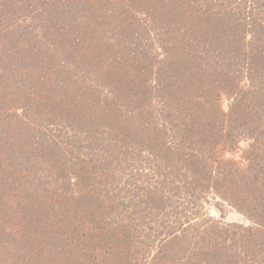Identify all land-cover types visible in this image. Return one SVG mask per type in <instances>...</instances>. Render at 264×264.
Returning <instances> with one entry per match:
<instances>
[{
  "label": "trees",
  "instance_id": "trees-1",
  "mask_svg": "<svg viewBox=\"0 0 264 264\" xmlns=\"http://www.w3.org/2000/svg\"><path fill=\"white\" fill-rule=\"evenodd\" d=\"M96 1L21 0L25 4L20 20L28 30L22 33L26 36L19 45H14L13 51L18 58L29 59L27 55L36 50L37 38L54 37V33L61 32L59 35L64 40L53 47V57L46 56L50 62L41 57L40 68L44 70L49 64L56 71L64 72L66 77L61 78L60 83L69 89L75 86L72 89L75 99L82 97L78 87L82 73L79 62L87 61L90 66L98 63L100 68L104 61L114 64L115 60H121L117 70L129 65L138 73L155 72L151 87H142L140 76V87L132 85L131 78L125 81L143 93L155 89L160 100L158 106L154 105V112H149L150 107L139 121L144 125L143 138L147 136L141 167L149 169V178L131 186L129 169L125 166L128 158H125L121 165L111 168L120 170V175L113 180L123 181L131 189L116 193L111 187L114 183L110 182L102 193L93 186L84 189L83 183L91 174L113 175L107 168L94 165L90 176L85 166L72 172L67 164L56 165L61 160L50 158V150L45 146L39 155L49 169L44 178L42 173L38 176L33 173V165L19 167L11 156L10 161L14 160L15 165L11 162L10 165L28 174L26 192L36 180L37 186L44 181V191L52 193L53 204H50L51 211L43 216L45 227L41 228L43 224L36 213H31L34 210L30 206L31 199L12 208L0 196V208L13 218L12 228H0V264H113L97 258L78 233L80 227L88 226L85 220L88 216L83 214L85 204L90 206L89 213L94 211L100 223L106 226V242L111 247H125L128 252L125 259L129 262L141 257L144 264H231L229 256L235 255L233 250L249 247L251 239L257 241L256 247L264 248V0H111V3L106 0L101 5ZM101 8L103 13H100ZM13 24L7 26L0 21V26H7L8 31ZM53 25H58L55 32L46 33ZM2 29L0 27V32ZM28 34L32 36L27 38ZM145 37L149 40L144 42ZM3 49L10 58V63H6L13 64L15 73L25 69L19 66V61L14 63L15 52ZM1 71L7 68L1 66ZM139 93L133 91V98ZM146 98L150 99V95L146 94L145 101ZM71 105L75 111L86 108L85 102L74 100ZM262 105L260 110L258 106ZM255 108L258 110L250 113ZM158 113L161 118H157ZM247 113L245 119L243 116ZM100 118L107 122L105 116ZM238 127L246 131L248 139L254 140L250 145L252 151L246 154L250 164L245 168L248 172L244 177L241 171L225 174L230 165L222 169L226 163L222 157L214 151L208 153L210 150L205 147L204 151L202 149L203 144L212 141L226 149V144L235 140L232 134L239 132ZM42 130L45 129L37 127V131ZM109 140L115 144L120 160L123 142ZM86 147L89 148L88 145L78 147L79 155ZM60 158L68 159L62 155ZM98 160L95 158L93 163ZM223 173L226 178L223 177L222 182L212 183V178L218 179ZM204 177L209 181L207 185H204ZM211 190L222 200L245 210L242 212L252 220L254 227L229 225L232 230L221 239L224 244L219 245L218 237H210L206 249L204 234L198 233L194 235L195 244L186 247L189 252L183 250L177 255L176 250L173 253L174 240L189 234L193 207L194 217L201 219L198 230L204 229V193L207 195ZM3 193L1 190L0 194ZM87 195L91 200L88 201ZM176 200L181 205L188 200L191 215L184 221H176L168 232L160 233L159 228L171 224V219H159L160 214L177 220L186 215L176 211ZM187 222L188 227L182 228ZM163 234L165 238L159 240ZM144 245L149 248H143ZM153 249L155 256L149 259L146 254ZM82 256H85L83 261ZM240 263L264 264V253H254Z\"/></svg>",
  "mask_w": 264,
  "mask_h": 264
},
{
  "label": "rangeland",
  "instance_id": "rangeland-1",
  "mask_svg": "<svg viewBox=\"0 0 264 264\" xmlns=\"http://www.w3.org/2000/svg\"><path fill=\"white\" fill-rule=\"evenodd\" d=\"M20 1L21 0H0L1 23L5 22L7 26L14 23L13 27L9 26L12 28L11 31L6 30L7 26H0L3 28L0 32V159H2L0 163V191L2 190L5 192L2 195L0 194V196H3V201L7 203V206L9 205L12 208H15L19 204L23 205V203L31 199L33 203L31 202L30 206L34 207L31 213H36L39 218L38 221L43 224L41 228H43L45 227L43 216L51 211L50 204H53L51 200L53 196L50 197L52 193L50 194L44 191V181L37 186V180L30 186L29 191L26 192L28 174L19 172V170L13 167L15 165L14 160L19 167H30V165H33L31 167L33 173L37 176L42 173V176L45 178L49 171L48 165L40 160L39 155L42 153L41 151L44 147L47 146L46 149L50 150L52 156L49 157L52 159L55 157L61 160L60 162L55 161L56 165L67 164L72 169V172H75L74 170H77L79 166H85L88 171V176H90L94 165L107 168L109 172H113L111 176H105V174H103L101 177L99 174H91L85 183H83L84 189L88 190L89 186H93V188L96 187L103 193L104 190L110 186L108 184L112 182L114 184L111 187L115 188L113 191H116V193H124L131 189V187L128 189L123 181L115 182L113 179L120 175V170L111 168L115 167L117 164L121 165L122 161L128 158L126 161L127 165L125 166H128L129 169L127 174L131 179V186L139 184V182H142L145 178H149L147 175L149 169L144 170L141 167L145 159L143 150L145 148L144 145L146 144L147 136L143 138L142 133L144 132V125L140 124L139 121L150 107L151 110H149V112H154V105L160 100L153 88L144 90L143 93L141 89L131 88L125 83V81L131 78L134 83L132 85L140 87V79L138 78L140 76L142 87H145V85L151 87L155 80V72L142 70L141 73H138V71H132L133 69H130L129 65L126 68L117 70L116 68L119 66L118 62H122L121 60H115L114 64L111 61H104L103 66L100 68L97 66L98 63L94 65L91 64L90 66L87 61L79 62L78 65L81 67L82 73L81 77L79 76L81 82L78 83V87L80 88V92H82V97L75 99V91L72 90L75 86L69 89L66 88L63 83H60L61 78L66 77L64 76V72L56 71L54 69L55 67L49 64L45 66L47 62H50L46 56L50 55L53 57V47L58 46L64 40L59 35L61 32L54 33L58 25H53L51 29L47 28L45 31L46 33H54L56 36L47 35L46 37L40 36L37 38L38 45L34 44L36 50L33 51L35 54L32 53L27 55L29 59H20L16 52L13 51L16 49L14 45H19V41L23 40L26 36L22 33L26 34V30H28L23 20H20V16L23 13L21 8L25 4ZM108 1L110 3L112 2L111 0ZM96 2L97 5H101L106 2V0H98ZM15 12H17L16 15ZM100 13H103V8L100 9ZM12 15L15 17L13 18ZM17 21L19 22L17 23ZM31 36V34H28L27 38ZM55 38L58 39L59 42L54 41ZM148 40L149 38L145 37L142 41L145 42ZM3 48L15 52L17 58L14 63L19 61V66L25 69L15 73L13 69L14 66H12L13 64L6 63H10V58L6 56L8 54H5ZM153 52L156 53V51ZM10 54L12 55L13 53ZM41 57L47 61L44 63V70L40 68ZM95 61L98 62L97 60ZM148 61H151V59H148ZM1 66L6 67L8 72L1 71ZM134 75L135 78H132ZM133 91L140 92L139 95L134 96V98H139L138 101L133 98ZM146 94L150 95V99L146 98L145 101L144 97ZM68 95L70 96L69 98L67 97ZM74 100L76 103L85 102V111H79L76 108V111L72 110L71 104H74ZM135 103L140 106L137 107ZM258 107H260L261 110L263 105ZM257 110L258 109L255 108L250 113H254ZM248 114L249 113L246 115L244 114L243 117L246 119ZM102 115L107 118L106 123L101 120L100 117ZM156 116L157 118H161V114L159 113ZM95 119H97V122ZM87 122L90 124L88 125ZM177 124H179V122ZM153 125L156 124L154 123ZM38 126L43 127L45 130L37 131ZM238 128L240 129V127ZM246 135V131L241 128L239 132L236 131V133L234 132L232 134V138L235 140L233 142H228L230 145L226 144V149H223V147L219 148L217 146L218 144L214 141L207 143V145L203 144L202 149L203 151L204 147L209 149L210 151L208 153L213 151L217 152V154L222 157L223 161L226 162L223 164L222 169H224V165H230L225 172L223 171L225 174L229 172H234L236 174L238 171H241L244 177L248 172L245 168L250 164V158L246 154L252 151L250 145L252 141H254L248 139ZM98 136H100V138H98ZM110 138H112L114 142H123L121 144L122 155L120 160L117 158L118 152L115 144L110 143V140L107 141ZM82 145H88L89 148L86 147L87 150L82 151L79 155L80 152L78 153L77 149ZM36 155L39 157L37 158ZM61 155L66 159L68 158L70 161L68 159L62 161L60 158ZM11 156L14 159L13 161H10ZM14 156L18 157L15 159ZM252 156H254V154H252ZM95 158L99 159L97 163H93ZM110 158L114 161H111ZM262 159H264V156ZM10 162L13 166L10 165ZM56 165H54V167ZM224 173L222 174L223 176L218 178L219 180L212 178V183L222 182L221 179H223V177L226 178ZM183 177L184 179H188L186 176ZM240 179L242 181L245 180L241 177ZM207 183H209V181H206L204 177V185H207ZM214 192V190H211L207 195L204 193V208H202V212L204 213V229L198 230L201 219L198 218V216L194 217V207L191 212L192 215L190 214L188 208L191 204L188 203V200L185 201L183 205L178 202L179 200H176L178 208L176 211L186 213L184 217L180 216L181 218L179 217L177 220L176 217H162L160 214L159 219H171L169 227L165 226L158 229L160 233L168 232L171 226L176 225V221H184L188 219L190 215L192 216L189 222L191 229H187L189 234H183L181 237L174 240L171 246L173 253L176 250L177 255L182 254L183 250L189 252L186 247L195 244L196 238L194 235L198 233L201 234L203 232L204 249H206L205 246L206 243H209L208 240L210 237H218L219 245L224 244L221 243V239L231 233L230 230H232V228H228L229 225L237 224L254 227L255 224L252 220L242 212L245 210H239L232 204H229L227 201L213 194ZM87 197L88 201L91 200L90 195H87ZM84 209L85 213L83 214L88 216L85 218L88 226L80 227L78 233L82 234L80 236L83 238L86 246L95 251L98 255L97 258H101V261L105 259L113 264H144L141 263V257L138 261H126L125 258L128 256V252L125 251V247H111L105 240L107 239V229L103 222H101L102 224L100 223L99 216L95 214L94 211L93 213H89L90 206L87 204H85ZM159 212H162V210ZM103 214L104 213H102V216ZM12 219L13 218H9L6 212L0 208L1 229L5 227H7V229L12 228ZM38 221L35 223H38ZM186 227H188V222L182 228ZM233 230L242 232L244 229L242 231H240V229ZM262 230L264 229L262 228ZM262 235H264V232H262ZM163 238H165L164 234L159 236V240ZM142 240L145 241L144 238H142ZM255 242L257 241L251 239L249 247L243 249L239 247L237 250H233L235 255L233 254L234 256L232 257L229 256L230 263L241 264V260H247V258L253 257L254 253H264V248L256 247ZM134 246L139 249L137 245ZM140 247L142 246L140 245ZM143 248L149 247L148 245H144ZM154 250L155 249H153L150 254H146L149 259L155 256L156 252H154ZM139 251H141V249H139ZM81 259L83 261L85 256H82ZM12 261L13 260H7V262Z\"/></svg>",
  "mask_w": 264,
  "mask_h": 264
}]
</instances>
